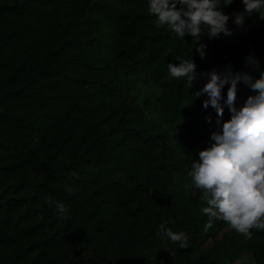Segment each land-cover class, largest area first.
Listing matches in <instances>:
<instances>
[{
	"label": "trees",
	"instance_id": "obj_1",
	"mask_svg": "<svg viewBox=\"0 0 264 264\" xmlns=\"http://www.w3.org/2000/svg\"><path fill=\"white\" fill-rule=\"evenodd\" d=\"M229 27L202 39L201 59L202 37L156 27L147 0H0V264H264V230L206 229L207 197L185 187L215 112L196 93L203 75L190 88L167 69L191 55L200 74L250 71L248 54L264 64V20ZM250 94L241 86L238 103ZM161 224L186 233L185 248Z\"/></svg>",
	"mask_w": 264,
	"mask_h": 264
},
{
	"label": "clouds",
	"instance_id": "obj_2",
	"mask_svg": "<svg viewBox=\"0 0 264 264\" xmlns=\"http://www.w3.org/2000/svg\"><path fill=\"white\" fill-rule=\"evenodd\" d=\"M225 0H147L148 11L155 17L156 27L167 26L170 35L185 38L202 37L196 44L201 59L206 56L208 39L231 36L229 22L240 27L246 18L258 15L264 20V0H241L242 10L226 12ZM178 65L168 63L172 78H184L190 88L203 75L205 83L196 92L203 98L202 107L215 112V129L209 134L208 146L197 152L187 175L195 190L207 197V206L201 212L208 217L206 229L215 220L226 222L237 233L251 238V229L264 230V64L252 54L244 57L250 71H234L231 64L223 70L200 74L192 58L177 57ZM255 73V75L253 74ZM244 86L250 90L242 103L238 91ZM225 88L227 89L225 93ZM229 114L224 119L225 110ZM206 122L213 123L211 114ZM71 192V188H66ZM55 204L57 215H70L62 201L49 198ZM164 235L180 248L188 239L183 231L174 232L161 224Z\"/></svg>",
	"mask_w": 264,
	"mask_h": 264
},
{
	"label": "rangeland",
	"instance_id": "obj_3",
	"mask_svg": "<svg viewBox=\"0 0 264 264\" xmlns=\"http://www.w3.org/2000/svg\"><path fill=\"white\" fill-rule=\"evenodd\" d=\"M253 33H254V30L252 29L250 31V34H253ZM229 42L233 46V53H235L236 57L240 56L242 54V49L244 46V40L240 36L234 35L229 39ZM230 57L234 59L233 56H230ZM160 239H161V241H160L159 247L162 248L164 235H162ZM236 264H254V263H253L251 256H249L247 254H241L238 257Z\"/></svg>",
	"mask_w": 264,
	"mask_h": 264
}]
</instances>
